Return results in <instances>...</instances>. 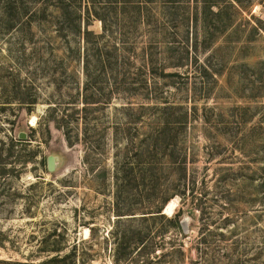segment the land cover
Listing matches in <instances>:
<instances>
[{"label":"rangeland","instance_id":"374dc122","mask_svg":"<svg viewBox=\"0 0 264 264\" xmlns=\"http://www.w3.org/2000/svg\"><path fill=\"white\" fill-rule=\"evenodd\" d=\"M0 264H264V0H0Z\"/></svg>","mask_w":264,"mask_h":264},{"label":"water","instance_id":"95a60500","mask_svg":"<svg viewBox=\"0 0 264 264\" xmlns=\"http://www.w3.org/2000/svg\"><path fill=\"white\" fill-rule=\"evenodd\" d=\"M19 137L21 138H25V133L24 132H20L19 133ZM60 162V156L57 154H49L46 157V168L49 172H53L57 166L59 165ZM181 226L183 227V230H185L187 228V224H188V219L187 218H182L181 219Z\"/></svg>","mask_w":264,"mask_h":264},{"label":"bare ground","instance_id":"6f19581e","mask_svg":"<svg viewBox=\"0 0 264 264\" xmlns=\"http://www.w3.org/2000/svg\"><path fill=\"white\" fill-rule=\"evenodd\" d=\"M32 122H30V123H34V119H32L31 120ZM175 201L174 200H170L168 203H167V205H166V211L168 210V212H169V210L170 211H172L173 209H174V207H175ZM165 211V212H166ZM168 214V213H167ZM89 232V229L88 228H85V233L87 234Z\"/></svg>","mask_w":264,"mask_h":264},{"label":"trees","instance_id":"16d2710c","mask_svg":"<svg viewBox=\"0 0 264 264\" xmlns=\"http://www.w3.org/2000/svg\"><path fill=\"white\" fill-rule=\"evenodd\" d=\"M157 211H158V212H160V211H161V209H159V208H158V210H157ZM147 212H148V211H147ZM160 215H162V216H163V213H160ZM176 224H177V225H180V223H179V222H177Z\"/></svg>","mask_w":264,"mask_h":264}]
</instances>
